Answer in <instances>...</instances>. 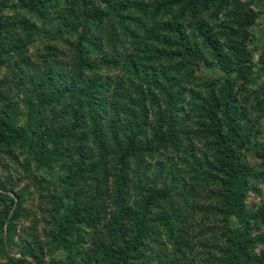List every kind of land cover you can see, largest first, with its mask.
<instances>
[{"label": "trees", "instance_id": "obj_1", "mask_svg": "<svg viewBox=\"0 0 264 264\" xmlns=\"http://www.w3.org/2000/svg\"><path fill=\"white\" fill-rule=\"evenodd\" d=\"M99 1L106 11L96 9L83 22L77 15L73 27L56 5L59 17L53 15L48 0H0V69H8L5 79L11 81L0 82V147L20 146L54 176L49 162L62 161L66 167L71 158H63L62 147L76 142L73 161L56 183L60 193L56 191L51 200L54 207L42 212L43 240L36 233L17 234L26 212L25 196L15 186L0 185V260L6 264H264V254H254L264 246V233L255 235L264 226V209L249 214L244 203L250 183L264 182V143L259 147L258 142L264 132L260 127L264 40L255 48L258 61L248 47L256 10L241 0ZM89 4L84 0L82 8L86 11ZM11 12L15 17H10ZM203 16H208L209 25ZM91 20L107 26L111 20V30L124 38L122 46L135 50L127 63L135 77L134 96L127 104L121 85L110 93L116 77H110L113 82L107 78L120 71L119 50L106 51L102 34L78 31ZM39 28L46 53L45 65L36 67L16 40L22 36L23 45H30ZM65 29L78 36L70 61L64 51L72 38L65 37ZM68 63L73 66L65 72L70 106L62 95L50 91L54 74L65 75L60 70ZM204 70L214 79L205 77ZM191 82L195 85L189 88ZM22 104L27 108L25 123H20L25 114ZM183 107L188 109L189 123L179 119ZM53 109L58 119L44 125ZM250 110L260 113L256 122L249 120ZM61 119L68 125H58ZM187 125L193 134L185 135V140ZM63 126L70 128L66 132L73 140ZM148 133L151 137L145 138ZM249 152L258 157L256 165L246 163ZM178 157L182 160L177 171L173 161ZM145 158L149 165L154 162L158 179L143 183L130 173ZM83 186L85 192L79 190ZM203 200L209 207L198 221L196 209L202 208ZM193 227L194 235L189 237ZM162 236L170 240L171 252L154 254ZM209 236L217 239L211 241Z\"/></svg>", "mask_w": 264, "mask_h": 264}, {"label": "rangeland", "instance_id": "obj_2", "mask_svg": "<svg viewBox=\"0 0 264 264\" xmlns=\"http://www.w3.org/2000/svg\"><path fill=\"white\" fill-rule=\"evenodd\" d=\"M12 1H18V0H12ZM51 4H52V8L50 11H52L54 14L56 15L55 17H59V14L56 12V6H58L56 4L57 0H48ZM89 1V6L88 9L85 11V7L82 8L83 2L84 0H64L62 2L61 5L58 6V8L60 10H62L63 13H65L67 17V21L71 22L72 26L75 27L74 21L76 19L77 15L81 14V19H79V21L83 22L82 20H85L89 14L94 13V11L97 9V11H101L102 13L104 11H106V5H102L101 2L99 0H88ZM147 3L149 2H154L153 0H146ZM242 3H251L252 7L256 10L257 12V20L255 22V26L253 28V33H252V38L250 39L248 47L249 50L253 53V58L255 61H258V53H256V47H260L262 46V42H263V37H264V0L258 1V0H241ZM12 3V2H10ZM48 3V2H46ZM48 4V5H51ZM50 7L47 6V9H49ZM81 8L84 10L82 11ZM90 11V12H89ZM10 17H15V13L11 12L9 13ZM72 15L74 17H72ZM204 19L203 21L206 22L208 21V25L211 23V21L208 20V16H203ZM223 19H225L224 15L221 14L219 17V20L222 21ZM54 20V19H53ZM55 21V20H54ZM107 22V21H105ZM213 22H215V20H213ZM212 22V23H213ZM96 23H99L102 26H97ZM108 26L105 25V23L103 22H99L97 20H91V22L88 23L84 22L82 25H80L78 31L79 33L82 31H86L87 33L90 34H102L104 36V38L102 39L104 41V49L106 51H108L110 48L113 49H118L119 53L121 54V64L119 66L120 71H114L113 73L109 74V76L107 77L108 79H110V77H116V79L114 80L113 84L114 87L111 88V95L113 93V89L115 88L116 85H121L120 86V90L122 89L123 94L126 96V104L128 102V97L129 96H134L133 94V85L135 84V77L133 76L132 73H130L131 71H128L127 69V63L128 60H132L131 55L133 54V52L135 51L131 46L129 45H124L122 46L125 41L124 38L122 36H120V34H115L112 30H111V24L113 23L111 20H108ZM38 24V23H37ZM114 24V23H113ZM44 24H38L39 27H41ZM215 25V24H213ZM102 28V29H101ZM66 33V38L68 36H70V38H72L71 43L69 45H65L66 50L64 51L65 54H67V56L69 58H67V61H70L71 58H73V54H74V47L77 44L78 41V36L77 33H72L70 32L69 29H65L64 30ZM214 31H217L214 28ZM101 32V33H100ZM105 34H103V33ZM76 38V39H75ZM44 32H43V28H39V30H37L36 32H33L32 34V38H31V44L30 45H23L24 44V38L19 37L16 42L18 43V47H20L21 51L23 53H26V57L27 59L30 61H32L33 63H35L36 67L37 66H42L45 65L44 62V56L46 53V47L44 46L46 41H44ZM120 39V40H119ZM260 43V44H259ZM262 43V44H261ZM106 44H110V45H106ZM110 51V50H109ZM95 57V56H94ZM96 58H100V57H96ZM15 60V59H13ZM100 61V60H99ZM98 61V62H99ZM103 66L106 65V63L104 62H100ZM72 64L68 63L64 69L60 70L62 73L65 74V72H67L68 70L72 69ZM7 68H1L0 69V82H5L7 81L8 83H10V79H5V73L7 72ZM66 70V71H65ZM206 73L205 77H211V79H214V74H212L211 72H208L207 70H204ZM68 77L63 74H61L60 72L58 74H54L52 81H51V89L50 91H53V93L55 92L58 95H62L63 98L66 99V103H68V105L70 106L71 104V96L72 94H70L68 85L69 83L67 82ZM67 82V83H66ZM8 83L4 85L3 90L7 89ZM121 83V84H120ZM128 83H131L132 85V89H130ZM195 84L194 83H188V87L191 88L193 87ZM67 86V87H66ZM86 89V87H85ZM83 89H80V91H82ZM129 97V98H132ZM70 99L69 101L67 99ZM135 98V97H134ZM163 103V101H162ZM253 104V102H250V105ZM23 107V112L25 113L24 116L22 118H20V123L22 122H26L27 121V108H24V105L22 104ZM60 108V107H59ZM150 108V106H149ZM109 109V108H108ZM57 110L53 109L50 110L48 112V115L45 117V121H44V125L49 124L51 122V120H53V118H57V116L55 115V112ZM260 113H258L257 111H249V120L251 122H256L257 121V117ZM153 115V114H152ZM149 117V121L151 122V124H149V127H153V122L155 120L154 115ZM189 117V113H188V109L186 107H183L180 112H179V119L182 121H187L189 123V121L187 120ZM58 119V118H57ZM62 121H59L57 124L59 125V123L61 125H68V123L66 122L67 120L65 119H61ZM71 125V122L69 123ZM258 124V123H257ZM259 125V124H258ZM249 126H251L249 124ZM63 132L65 133V135L73 140V136L70 133L66 132V129H69L66 126H63ZM261 129L264 131V120L261 121L260 124ZM189 133L188 135L186 133ZM70 134V135H69ZM193 134L192 129L188 128V125L185 126V128H183V137L186 139V137H190ZM186 135V137H185ZM263 136H264V132L263 134L258 138V142H259V147L261 146L262 143H264L263 141ZM151 137V134L148 133L145 138ZM35 140V139H34ZM76 141V140H74ZM76 142H72L71 145H66V147H62L63 150L65 151V154L63 155V158L65 159V157L71 158L69 160L68 165H70L73 161L74 158V153L72 152V149L74 147ZM202 144L198 145L201 146ZM199 149H201V147H198ZM185 149H187V146H185ZM190 149V148H188ZM204 150V149H203ZM204 152V151H203ZM198 157H203V153L198 152ZM34 157V154H24V150L20 147L17 146L16 148L13 149H4L3 147H0V185H3L5 189H9L12 186H15L17 190L22 191L26 202H25V214L22 216V218L20 219V221L18 222V226H17V234L20 236V234L22 233H36L39 235L40 239H44L43 236V231L46 228V224H45V217L43 215V211H52L53 209V202H51V200H53L56 191H58V193H60V190H57V181L59 178V175L64 174L65 169L68 168V165L65 167L64 163L62 161H60L58 164H56V162H49L50 165L53 166L54 173L52 176L51 173L47 172V168L45 167H39V165L37 166V163L32 160V158ZM181 158V159H180ZM147 158L144 159V161H138L135 165L134 168L136 169L135 172L132 171L133 173H130V177L135 180V178H140L143 179V183L147 180L149 182L154 181L155 179H158V173L155 172V166H154V162L151 163V165H149V161H146ZM179 160H182V157H178V158H174V166L177 167V171L181 168V166L179 165ZM245 162V161H244ZM259 162L258 157L255 155L254 152H249L247 154V159H246V163L249 165H256ZM243 163V162H242ZM24 165V168H21V166ZM28 167V168H25ZM65 168V169H64ZM157 189L161 188V185H158L156 187ZM80 191H86L87 188H85V186L80 187L79 188ZM74 195H72L73 197ZM208 197V195H206ZM174 197H178V195L174 196ZM85 203V202H84ZM244 203H245V209L249 214H255L257 212H259L261 209H264V182H251L250 183V188L246 194V197L244 198ZM209 207V202H206L203 200V205L201 209H196L197 213L195 215V218H197L198 221H200L203 217H205L206 214V209ZM3 208V207H2ZM0 206V211L2 212L3 209ZM191 210V207H190ZM200 213V214H199ZM193 225V224H192ZM213 224L209 225L212 226ZM194 226V225H193ZM195 227V226H194ZM192 228L189 232L190 235L189 237L192 235H194V229ZM256 228V227H255ZM261 229H258L255 231V235L257 234H263L264 233V226L260 227ZM166 235V234H164ZM216 238H210L211 241H215L217 239V236H215ZM208 237L206 238V240L209 239ZM170 240L168 238H166V236H162V242L161 244H157L155 247L157 249L156 252H154V254L158 253L161 251V253L165 252H171L172 247L169 246ZM13 252L17 255V257H20V255H18V250L15 248H13ZM256 257H262V254H264V246H260L256 249V251L254 252ZM12 256H14L13 254H11ZM57 257H60L61 254L60 252L56 254ZM204 256L200 255L199 256V260H203ZM7 261L4 259L0 260V264H6ZM197 264V263H196ZM200 264H203L200 262Z\"/></svg>", "mask_w": 264, "mask_h": 264}]
</instances>
